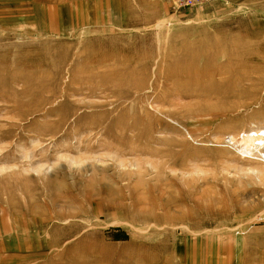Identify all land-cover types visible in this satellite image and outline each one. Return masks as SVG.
I'll use <instances>...</instances> for the list:
<instances>
[{"label": "rangeland", "instance_id": "obj_1", "mask_svg": "<svg viewBox=\"0 0 264 264\" xmlns=\"http://www.w3.org/2000/svg\"><path fill=\"white\" fill-rule=\"evenodd\" d=\"M260 130L264 0H0V264H264Z\"/></svg>", "mask_w": 264, "mask_h": 264}, {"label": "bare ground", "instance_id": "obj_2", "mask_svg": "<svg viewBox=\"0 0 264 264\" xmlns=\"http://www.w3.org/2000/svg\"><path fill=\"white\" fill-rule=\"evenodd\" d=\"M219 59L218 55L213 56L212 58H210L211 63L216 60ZM248 63V62H247ZM218 64V63H217ZM224 73V71H219L217 74H222ZM241 138V137H240ZM242 142L241 145L243 147V149H241V153L243 155H251L252 151L258 150L260 147L264 146V130H260V131H255V132H251L249 134H244L242 136ZM259 152V151H258ZM262 152V151H260ZM262 156L264 157V154H262ZM30 216V215H29ZM30 220V219H29ZM28 220V221H29ZM16 225L19 226V223H17ZM4 228V227H3ZM5 229V228H4ZM10 244V243H9ZM23 246V245H22Z\"/></svg>", "mask_w": 264, "mask_h": 264}, {"label": "built area", "instance_id": "obj_3", "mask_svg": "<svg viewBox=\"0 0 264 264\" xmlns=\"http://www.w3.org/2000/svg\"><path fill=\"white\" fill-rule=\"evenodd\" d=\"M176 5L191 7L209 0H173Z\"/></svg>", "mask_w": 264, "mask_h": 264}]
</instances>
